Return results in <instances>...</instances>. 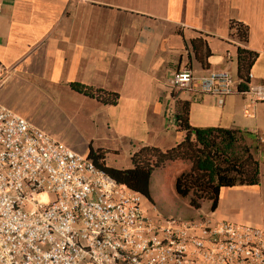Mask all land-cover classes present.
<instances>
[{
	"label": "crops",
	"instance_id": "obj_1",
	"mask_svg": "<svg viewBox=\"0 0 264 264\" xmlns=\"http://www.w3.org/2000/svg\"><path fill=\"white\" fill-rule=\"evenodd\" d=\"M231 21L247 27L245 43L230 37ZM193 39L208 51L204 69L191 53ZM237 47L256 54L248 86L264 84V0H0V105L76 154L100 149L106 167L125 170L131 163L113 167L106 156L130 162L142 146L179 143L183 133L166 126V112L187 102L191 127L249 133L258 162L256 185L221 188L212 211L203 201L188 218L209 214L264 229V102L236 92L218 105L170 86L184 70L195 79L225 71L237 80ZM72 83L114 93L116 104L101 105Z\"/></svg>",
	"mask_w": 264,
	"mask_h": 264
},
{
	"label": "built area",
	"instance_id": "obj_2",
	"mask_svg": "<svg viewBox=\"0 0 264 264\" xmlns=\"http://www.w3.org/2000/svg\"><path fill=\"white\" fill-rule=\"evenodd\" d=\"M238 83L225 71L170 79L172 93L210 95L218 105ZM244 93L264 102V84ZM166 126H177L173 108ZM141 199L0 105V264H264V229L163 217Z\"/></svg>",
	"mask_w": 264,
	"mask_h": 264
},
{
	"label": "trees",
	"instance_id": "obj_3",
	"mask_svg": "<svg viewBox=\"0 0 264 264\" xmlns=\"http://www.w3.org/2000/svg\"><path fill=\"white\" fill-rule=\"evenodd\" d=\"M230 37L243 44L247 39V27L240 22L228 24ZM193 58L205 68L204 58L208 51L200 39L189 41ZM256 54L241 47L236 48L237 92L244 93L248 87L249 68ZM69 88L101 105L113 106L117 95L76 83ZM176 130L183 133L176 145L160 150L142 146L130 156L131 169L117 170L104 165V152L88 147L86 158L117 184L138 193L149 200L148 182L150 174L165 164L187 163L173 179L172 188L176 196L186 199L190 208L197 210L201 202H209L212 211L221 188L253 186L258 183V162L247 143L251 135L238 129L218 127H191L188 123V103L175 101Z\"/></svg>",
	"mask_w": 264,
	"mask_h": 264
},
{
	"label": "rangeland",
	"instance_id": "obj_4",
	"mask_svg": "<svg viewBox=\"0 0 264 264\" xmlns=\"http://www.w3.org/2000/svg\"><path fill=\"white\" fill-rule=\"evenodd\" d=\"M36 114L34 109L32 116ZM37 115V114H36ZM44 124L49 125L50 123L44 122ZM52 127V126H51ZM63 137L67 138L71 136L69 133H61ZM81 137H85V134H80ZM68 139V138H67ZM96 137H94L93 144H96ZM105 161L113 167H130V162L122 155L118 158L107 155ZM187 163L185 162H174L165 164L163 167L154 170L149 177L148 182V193L149 200L142 197L141 205L144 210L148 213L156 212L163 217H171L179 220H187L190 214H193V210L187 204L186 199H182L175 195L172 182L174 177L184 168H186ZM209 216V214H207ZM199 216V215H198ZM194 216L192 218H197ZM207 216V217H208ZM252 226L249 224H244Z\"/></svg>",
	"mask_w": 264,
	"mask_h": 264
}]
</instances>
